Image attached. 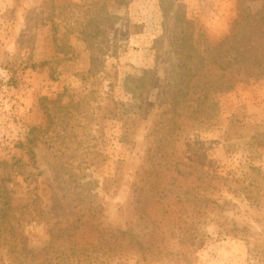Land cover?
<instances>
[{
  "label": "rangeland",
  "instance_id": "374dc122",
  "mask_svg": "<svg viewBox=\"0 0 264 264\" xmlns=\"http://www.w3.org/2000/svg\"><path fill=\"white\" fill-rule=\"evenodd\" d=\"M247 7L264 13V0H0V160L28 163L21 143L34 132L40 137L37 164L26 166L27 178L5 181L14 203L40 197L45 208L42 217L18 210L17 223L31 247L46 245L54 222L71 220L82 202L99 203L106 225L143 231L132 183L144 164L150 131L179 79L174 43L204 32L216 45L232 33L239 8ZM62 37L72 51L58 52L55 41ZM145 71L150 75L139 85L150 87L152 77L155 86L149 93L140 89L146 97L143 121L131 147L121 142L122 121L110 115L107 95L114 82L115 99L129 104L125 79L146 76ZM219 102L214 124L181 128L175 157L227 176L239 189L243 180L264 176V148H255L249 163V140L227 141L224 133L240 105L264 126V76L242 72ZM220 189L216 195L226 203L203 224L206 243L190 261L134 254L129 263L264 264V196L252 203ZM226 221L236 235L222 231ZM168 246L179 248L174 238Z\"/></svg>",
  "mask_w": 264,
  "mask_h": 264
},
{
  "label": "trees",
  "instance_id": "16d2710c",
  "mask_svg": "<svg viewBox=\"0 0 264 264\" xmlns=\"http://www.w3.org/2000/svg\"><path fill=\"white\" fill-rule=\"evenodd\" d=\"M55 45L58 52L66 48L72 51L64 37L57 39ZM174 48L178 54L179 79L173 85L171 103L150 131L151 143L144 164L132 183L134 211L143 231L106 225L99 203L82 202L71 220L54 222L46 245L40 249L31 247L28 236L17 223L18 210L23 208L21 215L33 213L42 217L45 208L40 204V197L30 204L14 203L5 181H11L13 176L27 178L26 166H36L34 148L40 137L34 132L26 143H21L28 163H21V159L13 163L0 160V264H130L134 254L151 261L169 257L175 262H187L206 243L208 234L203 231V224L207 223L211 212L226 203L223 200L224 204H220L221 197L216 195L222 191L220 187L229 193L243 194L252 203L263 200L264 176L248 182L245 179V184L238 189L227 176L179 160L175 151L183 126L217 121L221 113L219 96L233 88L237 75L250 71L264 76V13L252 12L249 7L239 8L232 33L218 44H210L202 32L195 38H184L180 44L174 43ZM145 74L125 79L130 106L115 99L114 82L107 95L110 115L122 121L121 142L131 147L143 121L146 97L140 89L149 93L155 86L152 77L150 87L139 85L150 71ZM42 106L46 108L44 103ZM224 138L227 141L248 139L250 145L245 160L251 162L253 150L264 148V126L252 121L245 105H240L229 118ZM255 169L261 174L260 168ZM116 180L117 176L106 184ZM107 185L104 191H109ZM37 188H40L38 184L34 189ZM227 225V221L220 223L222 231L236 235V227L230 229ZM171 238L177 240L178 250L169 248Z\"/></svg>",
  "mask_w": 264,
  "mask_h": 264
}]
</instances>
